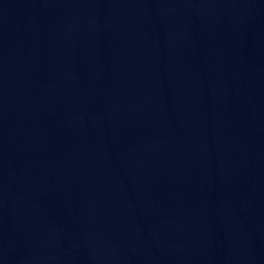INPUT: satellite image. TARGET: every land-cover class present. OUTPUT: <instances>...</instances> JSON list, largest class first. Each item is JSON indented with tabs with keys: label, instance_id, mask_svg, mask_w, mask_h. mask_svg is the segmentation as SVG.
Wrapping results in <instances>:
<instances>
[{
	"label": "water",
	"instance_id": "1",
	"mask_svg": "<svg viewBox=\"0 0 264 264\" xmlns=\"http://www.w3.org/2000/svg\"><path fill=\"white\" fill-rule=\"evenodd\" d=\"M247 0H0V264H218Z\"/></svg>",
	"mask_w": 264,
	"mask_h": 264
}]
</instances>
